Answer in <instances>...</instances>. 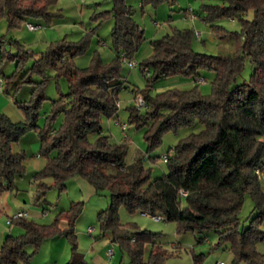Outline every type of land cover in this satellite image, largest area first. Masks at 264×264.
Here are the masks:
<instances>
[{"label":"trees","instance_id":"1","mask_svg":"<svg viewBox=\"0 0 264 264\" xmlns=\"http://www.w3.org/2000/svg\"><path fill=\"white\" fill-rule=\"evenodd\" d=\"M58 1L0 0V16L6 15L11 26L30 18L50 23L61 15L60 10H53ZM112 1L113 9L106 12L115 21V56L111 60L106 61L97 53L90 66L75 67L73 58L85 50L86 43L57 41L36 58L31 68L43 79L37 82L40 87L33 89L32 104H19L27 121L14 122L0 112V193L13 190L15 178L25 171L26 154L15 152L13 144L24 132L38 127L39 107L47 99L45 74L52 68L57 76L67 78L69 90L52 100L46 127L39 131L40 155L47 158L44 168L33 175L34 181H41L40 196L45 195L47 186L43 180L47 177L53 178L61 190L75 175L88 178L98 189L110 188V206L99 213L102 230L111 232L112 240L129 252L135 264H162L164 255L152 250L149 261H143L145 243L154 241L157 232L127 228L119 218L122 205L130 212L141 211L175 221L178 231L215 230L220 244H230L234 262L264 264V253L257 248L264 241V189L260 180L264 170V0L202 3L193 14L211 27L220 43H229L231 51L217 55L197 52L193 48L194 28L175 27L172 33L151 40L153 52L140 62L136 56L146 39L144 29L134 20V9L126 0ZM250 9L255 14L247 19L244 16ZM225 19H239L241 29L228 30L222 24ZM22 55L19 54L20 59L24 60ZM2 56L6 54L2 52ZM248 58L253 63V73L249 80L237 83ZM131 61L137 62L136 67L147 79L142 89L126 85L123 79H127L122 73L123 62ZM203 68L216 73L211 94H201L197 85L189 90L169 88L151 93L153 83L162 77L186 75L198 81ZM25 81L33 80L22 82ZM124 88H129L135 98H145V110L136 104L127 109L130 123L144 129L150 150L161 144L168 131L177 132L196 120L204 125L167 152L164 161L168 173L162 176L152 178V167L144 163L145 154H138L131 171L121 172L126 143L113 142L110 135L102 134L103 117L118 118L120 92ZM60 116L61 124L53 127V121ZM92 133L99 134L94 141L90 140ZM247 194L252 196L257 213L251 216L248 226L240 229L239 214ZM77 209L60 210V218L51 225L11 217L10 223L18 222L26 231L7 235L0 249V264H31L26 246L32 243L38 247L48 236L61 233L75 238L74 222L82 210ZM62 219L67 222L65 229L59 226ZM68 264H86L75 243Z\"/></svg>","mask_w":264,"mask_h":264},{"label":"rangeland","instance_id":"2","mask_svg":"<svg viewBox=\"0 0 264 264\" xmlns=\"http://www.w3.org/2000/svg\"><path fill=\"white\" fill-rule=\"evenodd\" d=\"M126 3L133 7L134 20L144 29L146 38L136 56L137 62L145 60L152 54L151 40L172 33L175 27L194 28L193 48L197 52L217 55L232 50L229 43H220L209 25L201 22L198 17L197 23L193 21V14H196L202 3L222 5L223 0H162V2L126 0ZM111 9L112 0H59L53 10H60L61 15L54 17L50 23L41 18H30L17 26H11L6 15L0 16V77L3 79L4 90L0 91V112L8 115L14 122L27 121L26 114L19 104L20 102L32 104L30 101L33 89L36 86L40 87L37 82L43 79L42 74L31 71V68L36 58L57 41L86 43L85 50L73 58L72 63L75 67L90 66L97 53L104 60H111L115 56L112 36L115 21L106 13ZM191 9H194V12ZM254 14L255 10L250 9L244 17L252 19ZM28 22L38 24L40 27L30 29ZM222 24L231 31L241 29L239 19H225ZM14 41H19L20 44ZM2 52L6 56L3 57ZM20 53L25 56L24 60L20 59ZM9 54L17 57L11 59L8 57ZM253 70V63L249 58L246 59L245 68L237 83L249 80ZM122 73L127 77L123 78L125 84L130 87L137 86L142 89L147 84V79L139 66L132 69L128 62H123ZM200 73L201 78L198 81L186 75L162 77L153 83L151 93L156 94L169 88L189 90L197 85L201 94H211L215 71L203 68ZM45 75L48 77L44 87L47 99L39 107L38 127L24 132L19 141L13 144L15 152L24 151L26 154L25 171L15 178L13 190L0 193V229L7 226L13 229V235L24 233L26 229L18 222L6 225L18 211L27 212L28 221L51 225L60 218V210L67 212L79 208L82 210L74 222L76 237L58 233L44 238L38 247L32 243L28 244L26 248L31 254V264H68L73 256L74 243L77 244V250L84 257L86 264H135L129 252L123 250L120 243L112 240L111 232L102 230L99 213L110 206V188L98 189L88 178L75 175L68 179L66 188L61 190L55 185L53 178L47 177L43 180L47 186L45 195L40 196L41 181H34L33 175L44 168L47 158L40 155L39 131L46 127V119L51 115L52 100L58 99L62 93L69 90L67 78L57 76L55 69H47ZM27 78L33 81L22 82ZM140 96L143 97L139 95L135 98V94L129 88L122 89L118 118L103 117L102 134L110 135L113 142L126 143L121 172L131 171L138 154H145L144 163L147 167H152L151 175L155 178L168 173L164 161L167 152L190 133L201 131L204 125L196 120L177 132L168 131L163 135L161 144L150 150L144 129H137L129 121L127 107L131 104L139 106ZM143 99L145 102L144 97ZM145 105L139 107L145 110ZM62 118L60 116L54 120L52 126L57 128ZM98 136V133H92L90 140L94 141ZM156 156L158 158L155 159ZM260 180L264 189V170L260 174ZM256 213L254 200L247 194L239 214V228L248 226L251 216ZM155 216L141 211L130 212L124 205L119 209L120 222L130 230L148 229L157 232L154 241L145 243L144 262L149 261L151 251L155 250L164 255L162 264H218L221 261L225 264H246L244 261L234 262L235 255L230 249V244H220L215 230L178 231L177 222L157 219ZM59 226L62 229L67 228L66 220L62 219ZM257 248L264 253V241L259 242ZM109 250H113L112 255L109 254Z\"/></svg>","mask_w":264,"mask_h":264},{"label":"built area","instance_id":"3","mask_svg":"<svg viewBox=\"0 0 264 264\" xmlns=\"http://www.w3.org/2000/svg\"><path fill=\"white\" fill-rule=\"evenodd\" d=\"M27 25H28V27L30 29H37V28L40 27V25H35L33 23H30V22H28ZM198 34H200V33H198ZM129 65H130L131 68L136 67L137 66V62L136 61H131V62H129ZM2 88H3V79L0 77V91H2ZM138 101H139V106L145 105V102H144L143 97L140 96L139 99H138ZM124 126H126V125L124 124ZM164 158H166V157H164ZM181 193L183 195H187V191H185V190H182ZM27 216H28V213L27 212H24V211L18 212L16 214V217L17 218H26ZM155 217L157 219H160L159 216H155ZM109 254L112 255L113 254V250H109ZM218 264H225V263L221 261Z\"/></svg>","mask_w":264,"mask_h":264},{"label":"crops","instance_id":"4","mask_svg":"<svg viewBox=\"0 0 264 264\" xmlns=\"http://www.w3.org/2000/svg\"><path fill=\"white\" fill-rule=\"evenodd\" d=\"M197 20H198L197 17L196 18L193 17V21L195 23L198 22ZM18 212H21V211H18ZM8 224L11 225L12 223H10L9 220H8L6 225H8ZM12 233H13V229L12 228H8L7 226H5L4 228L0 229V247L2 246V244H3L4 240H5V238L7 237V235L12 234Z\"/></svg>","mask_w":264,"mask_h":264}]
</instances>
